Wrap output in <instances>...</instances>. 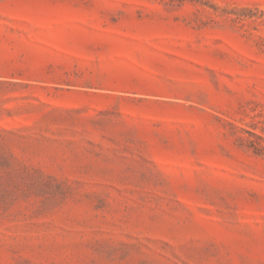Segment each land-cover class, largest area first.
Wrapping results in <instances>:
<instances>
[{
    "label": "rangeland",
    "instance_id": "rangeland-1",
    "mask_svg": "<svg viewBox=\"0 0 264 264\" xmlns=\"http://www.w3.org/2000/svg\"><path fill=\"white\" fill-rule=\"evenodd\" d=\"M264 0H0V264H264Z\"/></svg>",
    "mask_w": 264,
    "mask_h": 264
},
{
    "label": "trees",
    "instance_id": "trees-1",
    "mask_svg": "<svg viewBox=\"0 0 264 264\" xmlns=\"http://www.w3.org/2000/svg\"><path fill=\"white\" fill-rule=\"evenodd\" d=\"M262 147H264V146H262Z\"/></svg>",
    "mask_w": 264,
    "mask_h": 264
}]
</instances>
